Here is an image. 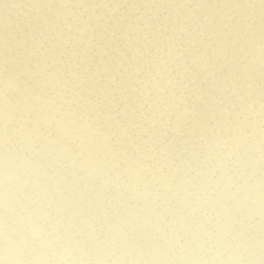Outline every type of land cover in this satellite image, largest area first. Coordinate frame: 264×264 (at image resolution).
Listing matches in <instances>:
<instances>
[{
    "label": "rangeland",
    "instance_id": "rangeland-1",
    "mask_svg": "<svg viewBox=\"0 0 264 264\" xmlns=\"http://www.w3.org/2000/svg\"><path fill=\"white\" fill-rule=\"evenodd\" d=\"M5 59L0 228L75 248L22 264L264 262V0H0Z\"/></svg>",
    "mask_w": 264,
    "mask_h": 264
},
{
    "label": "clouds",
    "instance_id": "clouds-1",
    "mask_svg": "<svg viewBox=\"0 0 264 264\" xmlns=\"http://www.w3.org/2000/svg\"><path fill=\"white\" fill-rule=\"evenodd\" d=\"M20 72L12 64L10 59H5L0 63V96L7 100L15 87H19ZM5 113L11 111L10 105H4ZM9 187L6 190L8 207H11V168H9ZM70 241H62L59 237L53 236L42 227L30 225L23 230H17L12 223L5 224L0 228V255L15 260L17 264H22L26 257L42 251L57 254L62 251H74ZM0 264H5L4 259H0Z\"/></svg>",
    "mask_w": 264,
    "mask_h": 264
},
{
    "label": "snow or ice",
    "instance_id": "snow-or-ice-1",
    "mask_svg": "<svg viewBox=\"0 0 264 264\" xmlns=\"http://www.w3.org/2000/svg\"><path fill=\"white\" fill-rule=\"evenodd\" d=\"M262 264H264V262H262Z\"/></svg>",
    "mask_w": 264,
    "mask_h": 264
},
{
    "label": "bare ground",
    "instance_id": "bare-ground-1",
    "mask_svg": "<svg viewBox=\"0 0 264 264\" xmlns=\"http://www.w3.org/2000/svg\"><path fill=\"white\" fill-rule=\"evenodd\" d=\"M239 25H240V23H239Z\"/></svg>",
    "mask_w": 264,
    "mask_h": 264
}]
</instances>
